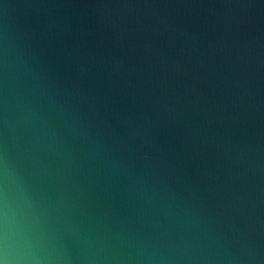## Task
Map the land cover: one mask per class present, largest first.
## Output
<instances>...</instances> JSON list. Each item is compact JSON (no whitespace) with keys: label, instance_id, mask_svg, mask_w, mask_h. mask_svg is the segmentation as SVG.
Returning <instances> with one entry per match:
<instances>
[{"label":"clouds","instance_id":"1","mask_svg":"<svg viewBox=\"0 0 264 264\" xmlns=\"http://www.w3.org/2000/svg\"><path fill=\"white\" fill-rule=\"evenodd\" d=\"M0 264H264V0H0Z\"/></svg>","mask_w":264,"mask_h":264}]
</instances>
